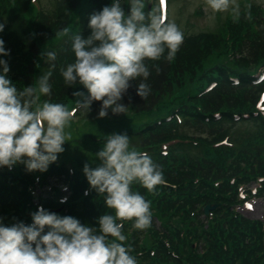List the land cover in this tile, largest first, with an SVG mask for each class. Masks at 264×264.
<instances>
[{"label": "trees", "instance_id": "1", "mask_svg": "<svg viewBox=\"0 0 264 264\" xmlns=\"http://www.w3.org/2000/svg\"><path fill=\"white\" fill-rule=\"evenodd\" d=\"M53 2L51 11L32 16L31 0H0V23L6 20L0 38L10 50L8 57L0 58L9 64V79L23 89L36 86L49 70L41 53L55 52L52 94L42 101L76 107L80 97L74 93H90L80 84L66 86L61 75V69L75 60L72 37L87 38L90 15L113 0ZM121 3L127 15L128 0ZM64 27L70 28L69 34L56 35ZM183 35L171 61L166 59L167 49L159 61H144L150 71L147 100L136 94L142 78L130 81L121 100L127 111L141 113L158 109L179 93L170 102L169 120L153 121L131 133L132 142L152 159L165 183L154 193L133 183L132 190L151 202L152 222L139 230L134 220L123 221L125 244L131 246L137 264H264V222L239 211L241 190L250 199L255 186L256 196L264 198V117L256 109L264 80L255 82L264 71V11L245 3L239 19L228 17L221 33ZM101 104L93 101L89 112L77 113L94 115ZM93 141L104 146L107 138ZM82 175L65 163H51L45 172H29L22 163L0 167V222L9 227L19 222L31 225L32 213L42 206L52 213L60 208L57 215L98 228V217L115 215V210ZM207 205L215 208L205 214Z\"/></svg>", "mask_w": 264, "mask_h": 264}, {"label": "clouds", "instance_id": "2", "mask_svg": "<svg viewBox=\"0 0 264 264\" xmlns=\"http://www.w3.org/2000/svg\"><path fill=\"white\" fill-rule=\"evenodd\" d=\"M35 3V0H32ZM130 12L126 15L121 0H113L100 12L90 15L91 34L72 37L75 60L61 69L66 86L83 85L90 93L85 97L76 92V108L52 103L50 78L56 68L57 54L41 53L49 70L39 77L36 86L23 89L9 79L10 67L0 58V167L11 169L18 163L29 172L47 171L49 165L64 152L63 145L71 140L66 132L79 109L90 111L93 101H102L99 118L125 113L128 106L121 103L130 87L137 81L136 94L145 101L151 94L147 83L150 76L144 61H159L167 49L168 61L179 51L184 35L175 22H166L159 9L145 11V0H128ZM213 14L231 11L239 19L237 0H205ZM5 23H0V33ZM64 27L59 36H67ZM5 41L0 38V57H8ZM100 165L91 168L85 164L83 172L92 189L104 194L105 204L115 215L98 217V228L81 224L71 216H59L42 206L32 213L33 223L23 222L4 226L0 222V264H137L126 245L122 233L123 221L134 220L139 230L151 226V202L132 190L139 182L148 192L165 183L163 173L152 159L134 149L126 134H111L101 151L96 153ZM120 221V222H118ZM45 228L48 231L45 233ZM111 237V239H109Z\"/></svg>", "mask_w": 264, "mask_h": 264}, {"label": "rangeland", "instance_id": "3", "mask_svg": "<svg viewBox=\"0 0 264 264\" xmlns=\"http://www.w3.org/2000/svg\"><path fill=\"white\" fill-rule=\"evenodd\" d=\"M147 3L150 0H146ZM156 2V1H155ZM240 5V11L245 3H252L256 7H260L264 11V0H237ZM33 9L29 13L34 16L35 11L49 12L53 8V0H35ZM165 7L166 17L168 22H175L181 31L187 32V35H197L201 33L219 34L223 22L228 17H233L231 11L227 13L213 14L205 4V0H166ZM151 5V9H152ZM166 20V21H167ZM178 92L168 99H165V104L161 105L158 109L152 111L132 113L125 112L120 114L108 113L104 118H99L98 113L94 115H75L71 121L70 127L66 132L71 135V143L67 148L64 147V152L58 154V161H64L67 166L79 168L83 172L84 165L87 163L91 168L100 165L101 161L96 158V153L102 150L103 146L94 143V138L98 136H107L111 133L131 134L137 132L143 126L152 123L158 119L168 116L169 106L168 102ZM128 136V135H127ZM130 150L134 149L140 152V148L132 142L130 136ZM82 141L80 149L75 148L77 141ZM87 146L84 147L83 145ZM253 210L248 211L246 207L241 208V212L248 215L264 220V201L256 200L249 203Z\"/></svg>", "mask_w": 264, "mask_h": 264}, {"label": "water", "instance_id": "4", "mask_svg": "<svg viewBox=\"0 0 264 264\" xmlns=\"http://www.w3.org/2000/svg\"><path fill=\"white\" fill-rule=\"evenodd\" d=\"M209 209H210V207L207 206V207L205 208V212H207Z\"/></svg>", "mask_w": 264, "mask_h": 264}]
</instances>
